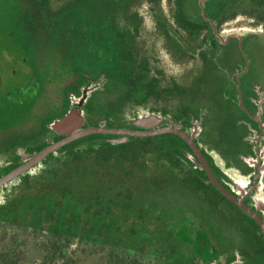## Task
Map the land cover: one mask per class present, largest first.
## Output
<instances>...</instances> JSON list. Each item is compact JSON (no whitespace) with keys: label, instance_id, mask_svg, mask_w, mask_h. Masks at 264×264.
Masks as SVG:
<instances>
[{"label":"flooded vegetation","instance_id":"flooded-vegetation-1","mask_svg":"<svg viewBox=\"0 0 264 264\" xmlns=\"http://www.w3.org/2000/svg\"><path fill=\"white\" fill-rule=\"evenodd\" d=\"M3 3L0 28L32 56L37 34L62 69L54 99L40 101L34 56L30 81L0 96V179L17 175L0 250L264 264V0Z\"/></svg>","mask_w":264,"mask_h":264},{"label":"rangeland","instance_id":"rangeland-1","mask_svg":"<svg viewBox=\"0 0 264 264\" xmlns=\"http://www.w3.org/2000/svg\"><path fill=\"white\" fill-rule=\"evenodd\" d=\"M4 1L12 2V0ZM0 3H2L3 13H5L8 5L3 3V0H0ZM28 38L36 45V48L33 49V56L44 86L43 97L40 101L54 99L61 84L59 69H62V60L60 54L57 51L40 48L41 42L37 34L28 36ZM33 56L29 49L21 44L14 31L0 28V96L15 87H24L30 81L34 70ZM94 261L90 260L89 263L92 264ZM40 262V255L29 249L28 255L23 256L17 264H40Z\"/></svg>","mask_w":264,"mask_h":264},{"label":"water","instance_id":"water-1","mask_svg":"<svg viewBox=\"0 0 264 264\" xmlns=\"http://www.w3.org/2000/svg\"><path fill=\"white\" fill-rule=\"evenodd\" d=\"M72 117H73V113H70L69 115L65 116L63 119L59 120H54L52 123L53 124H70L71 120H72ZM17 175L15 174H11V175H8L7 177H4L2 179H0V204L3 203L4 199H3V196L1 194V191H2V188L3 186H9L10 182L13 180V178H15ZM252 189H255V190H258L256 189V186ZM257 198L260 202V205L262 206V211H263V215H264V192L263 190H261L260 192L257 193ZM261 227H262V230H263V234H264V221L261 223Z\"/></svg>","mask_w":264,"mask_h":264},{"label":"trees","instance_id":"trees-1","mask_svg":"<svg viewBox=\"0 0 264 264\" xmlns=\"http://www.w3.org/2000/svg\"><path fill=\"white\" fill-rule=\"evenodd\" d=\"M19 261L16 251L5 253L0 250V264H17ZM43 264H50V262L47 260Z\"/></svg>","mask_w":264,"mask_h":264}]
</instances>
